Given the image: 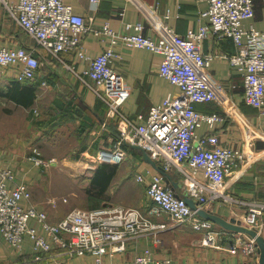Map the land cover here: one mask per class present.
Returning a JSON list of instances; mask_svg holds the SVG:
<instances>
[{
	"label": "built area",
	"instance_id": "built-area-1",
	"mask_svg": "<svg viewBox=\"0 0 264 264\" xmlns=\"http://www.w3.org/2000/svg\"><path fill=\"white\" fill-rule=\"evenodd\" d=\"M89 1L93 8L99 2ZM127 1L155 31V37L143 34L141 21L125 22L121 32L112 30L108 23L99 28L87 26L84 18L74 13L72 6L64 0L4 1L3 7L34 39L37 48L58 59L59 53L75 50L79 58L86 61L84 72L92 81L89 87L106 104V114L115 118L119 132L114 146L98 150L91 158L92 163L118 164L126 157L122 144L141 147L164 170L179 174L184 192L177 194L163 182L158 172L135 174V180L144 184L145 194L152 202L148 213L164 212L178 223H189L194 230L201 232L202 245L242 256L239 261L229 264H258V247L253 237L246 236L245 240L237 242L233 231L215 229L212 221L191 209L183 198H192L198 208L216 200H232L224 192L225 179L245 160L242 151L220 144L216 134H196L202 123L213 126L221 119L216 113H202L193 107L195 102L219 101L223 89L222 84L211 81L206 73L215 55L201 52L203 38L211 36L219 40L228 37L232 40L234 52L226 58L242 75V99L264 116V32L252 25H244V21L253 16L254 0H206L207 22L197 30H187L185 36L166 23V14H157L158 1ZM88 30L108 39L102 51L94 57L87 55L80 45ZM117 43L144 47L161 54L158 74L179 89L175 94H168L161 103L152 105L146 115L137 114L135 120L120 109L129 95V88L113 67ZM0 67L14 70L19 81H31L35 78L39 60L34 48L0 47ZM42 86L46 88V83L42 82ZM224 112L250 130V125L234 104H227ZM25 158L33 166L49 163L40 158L36 147L31 148ZM17 173L12 163H0V235L16 248L27 235L36 250L48 252L57 245L68 256L90 254L93 257L91 264H114L104 257L122 251L127 240L142 232L166 226L150 222L137 208L121 206L72 208L56 223H50L45 210L21 204L22 200L27 202L30 199V191L26 182L17 179ZM263 210L264 203L249 204L240 224L261 234ZM130 264L184 263H174L170 258L154 259L150 250L145 248Z\"/></svg>",
	"mask_w": 264,
	"mask_h": 264
},
{
	"label": "crops",
	"instance_id": "crops-1",
	"mask_svg": "<svg viewBox=\"0 0 264 264\" xmlns=\"http://www.w3.org/2000/svg\"><path fill=\"white\" fill-rule=\"evenodd\" d=\"M16 0H0V47L34 48V54L39 60V67L35 78L26 81L36 88V98L32 112H40L44 122V131L50 134H60L65 140L66 152L62 153V164L66 174L75 167L80 169L81 178L77 182L71 180L72 185L65 191H52L41 181L42 168L24 161L19 152L12 149L9 138L0 134V163L13 164L17 170V179L28 184L30 199L23 205H33L37 209L45 210L50 223H56L72 208H97L107 205L137 208L154 224L164 223V228L142 232L135 238L126 241L122 251L105 256V260L114 264H130L133 258L148 248L154 259L170 258L174 263L184 264H229L242 259L240 255L201 244L202 234L193 229L189 223H178L164 212L148 213L152 202L145 194V186L135 201L127 204L120 199H113L115 179L113 177L108 189V198L96 202L88 201L92 195L90 179L100 164L91 161L93 154L100 149L111 148L119 137L115 118L107 116L106 104L90 89L92 84L89 76L84 72L87 67L85 60L79 58L75 50L59 53V59L36 47L34 39L28 36L7 13L3 2ZM72 6L74 13L81 15L87 26L99 28L108 23L115 32H121L125 22L141 21L143 34L155 37L156 33L144 21L141 14L127 0H99L96 8L89 0H64ZM148 3L158 1L157 14L165 18L174 30L185 36L187 30H197L207 22L206 0H145ZM253 16L244 21L245 26L252 25L264 32V0H254ZM105 36H97L91 30L86 31L81 40L82 50L89 56L98 55L107 44ZM117 57L113 60V67L120 73L125 86L129 88V95L121 105L122 112L130 118L136 119L137 114L146 115L152 105L159 104L170 93H177L178 87L160 76L157 71L162 55L144 47L127 46L117 43L114 47ZM200 50L203 53L215 55L206 73L211 81L222 84L221 98L217 102H195L193 107L202 113H216L221 119L208 126L202 123L196 130L198 136L216 134L220 144L231 146L243 152V164L230 173L225 179L224 192L232 200L224 202L216 200L209 202L204 209L241 221L249 204L264 203V116L258 110L242 99V75L228 62L226 56L234 52V44L228 37L219 40L211 36L201 40ZM18 81L14 70L0 67V92L6 90L11 81ZM46 83V88L42 86ZM234 104L238 112L250 125L247 130L238 120L227 116L224 108L227 104ZM12 105L16 108L27 109L0 93V106ZM31 108V107H30ZM5 109V108H2ZM29 109V108H28ZM254 135V136H253ZM250 137H253L249 139ZM5 141V142H4ZM123 145V144H122ZM125 145H127L125 143ZM123 148V147H122ZM125 162L135 164V174L148 175L147 171L158 172L152 165L125 148ZM136 152H138L136 150ZM139 153V152H138ZM140 154V153H139ZM141 155V154H140ZM25 156V155H24ZM51 159V158H50ZM53 160V159H51ZM54 161V160H53ZM51 161L52 166H58ZM156 164L160 165L156 162ZM125 165V164H124ZM117 164L118 180H122L120 190L124 192L130 188L132 179L130 167ZM63 166V167H64ZM116 168V169H117ZM169 181L163 182L171 186L176 184L177 194H183L179 174L174 170H165ZM134 174V175H135ZM162 175V174H161ZM43 176V175H42ZM126 178L129 183H126ZM36 187L40 188L39 195ZM41 194H44L42 196ZM82 197L84 203L79 199ZM262 222L261 235L264 237V210L260 216ZM215 229L222 228L213 223ZM237 242L246 239V234L233 231ZM66 238V235H63ZM227 241H225V244ZM35 255H39L38 258ZM90 254L68 256L61 247L54 245L48 252L36 250L32 240L26 235L19 248L10 245L0 235V264H91Z\"/></svg>",
	"mask_w": 264,
	"mask_h": 264
},
{
	"label": "rangeland",
	"instance_id": "rangeland-1",
	"mask_svg": "<svg viewBox=\"0 0 264 264\" xmlns=\"http://www.w3.org/2000/svg\"><path fill=\"white\" fill-rule=\"evenodd\" d=\"M28 114V110L24 108H16L12 105H7L6 107L0 106V134L9 138L7 144L12 142V149L18 151V154L22 155L24 161H28L25 156L29 154L30 149L36 147L40 158L49 162L39 166L42 168V171L39 172L41 173V181L38 182V186L40 184L43 185L42 179H46L45 186L49 189V192L50 190L57 192L65 191L71 187V181L77 182L81 178L82 173L77 167L70 169L68 174L65 173L66 168L62 164L63 159L61 158L62 153L67 151L64 146L66 144L65 140L58 133L50 134L44 131V126L39 124L41 120L40 112L36 116L34 114L33 116L35 117L33 118L30 117L31 113ZM50 160L58 164V166H52ZM124 160L118 164H125L124 166L130 167L131 175L129 176L133 182L132 188L125 192L119 189L117 192L114 191V194L112 193L111 196L113 199H120L129 204L139 196L142 184L135 180V164L131 161L125 162ZM39 190L40 188L36 187L35 195L39 193ZM41 195L44 196V194ZM79 200L84 203L82 197Z\"/></svg>",
	"mask_w": 264,
	"mask_h": 264
},
{
	"label": "trees",
	"instance_id": "trees-1",
	"mask_svg": "<svg viewBox=\"0 0 264 264\" xmlns=\"http://www.w3.org/2000/svg\"><path fill=\"white\" fill-rule=\"evenodd\" d=\"M3 96L6 98L14 101L15 103L27 108L28 113L30 114V117L33 116L32 112V105L34 103V100L36 98V88L34 86H30L26 83V81H11L10 85L4 90L3 92H0ZM31 107V108H30ZM29 108V109H28ZM34 111V110H33ZM39 113V112H38ZM37 113V115H38ZM28 114V115H29ZM44 123L42 120H40V125ZM44 125V124H42ZM123 148L126 150L141 156L136 150L129 145H122ZM117 164H109V163H103L100 164L99 167L95 170L93 177L90 179V185L91 189L90 192L92 195L88 196V201H91V203L103 200L104 198H108L107 189L113 179L114 176L117 178L115 179V192L119 191L120 186L122 185V180H118L119 176H117ZM130 176H128L129 178ZM126 178V183L129 181V179ZM129 183V182H128ZM133 185V182L130 183ZM96 208V207H95Z\"/></svg>",
	"mask_w": 264,
	"mask_h": 264
},
{
	"label": "water",
	"instance_id": "water-1",
	"mask_svg": "<svg viewBox=\"0 0 264 264\" xmlns=\"http://www.w3.org/2000/svg\"><path fill=\"white\" fill-rule=\"evenodd\" d=\"M127 145H129L130 147L134 148L135 150H137L141 156L142 159L149 163L150 165H152L156 170H158L160 172V174H162V179L166 180L167 182L169 181V178L167 180V173L165 172V170L158 164H156V162L150 158V156L146 153V151L144 149H142L141 147L137 146V145H132L129 143H126ZM171 187L173 188V190L175 191L177 189L176 184H174L172 182ZM186 204H188V206L191 209H196L197 213L202 216L205 219H208L210 221H212L213 223L221 226L222 228L226 229V230H230V231H238L241 233L246 234L247 236L253 237L256 241L257 244V251H258V264H264V237L259 234L256 230L248 228L242 224H240V222L234 218H230L227 219L225 216L214 213V212H210L206 209H204L203 207L198 208L197 207V203L190 197L188 196H183Z\"/></svg>",
	"mask_w": 264,
	"mask_h": 264
}]
</instances>
